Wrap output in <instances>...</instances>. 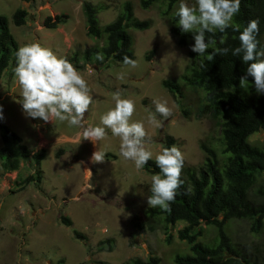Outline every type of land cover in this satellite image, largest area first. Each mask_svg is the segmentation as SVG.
I'll use <instances>...</instances> for the list:
<instances>
[{"label":"rangeland","instance_id":"rangeland-1","mask_svg":"<svg viewBox=\"0 0 264 264\" xmlns=\"http://www.w3.org/2000/svg\"><path fill=\"white\" fill-rule=\"evenodd\" d=\"M125 1L131 4L137 20L149 22L146 30H128L137 67L113 60L103 66L78 62L76 69L87 81L93 97V104L85 113L86 126L103 127L101 116L115 107L113 94L119 91L121 98L135 102L130 123H144L145 148L153 153L152 159L163 151L164 137L169 136L171 146L176 145L182 152L184 165L197 168L203 160L200 143L215 145L218 129L207 117L197 116L200 92L180 84L179 103L187 110L183 116L174 97L160 86L163 80H178L187 66L193 43L183 47L175 43L168 33V19L159 15L157 5L141 10L138 0H0V15L7 19L17 50L39 42L58 57L69 60L73 52L97 44L85 36L82 3L102 6L96 17L98 26L103 27L115 18ZM180 2L173 11L178 10ZM183 2L197 7L196 0ZM17 9L26 13L19 27L10 20ZM56 16L61 23L54 29L43 26L47 17L53 22ZM15 67L16 59L0 78V124L14 132L30 152L43 149L45 156L36 182L22 185L23 179L34 177L35 169L28 162L21 163L15 172L0 168V264H122L134 258L144 261L149 256L157 257L159 264H173L174 255L187 254V246L176 234L184 223L176 222L163 233L158 224L143 218L153 175L137 170L132 161L120 155L119 138L105 129L106 138L93 145L83 140L79 127H70L57 119L45 123L26 117L20 104L22 95ZM120 73H124L123 79L118 78ZM243 89L247 91L248 86ZM248 95L264 97L256 90ZM154 101L166 102L172 115L164 119L156 113ZM153 114L161 126L148 123ZM248 141L264 151V130L252 134ZM98 150L105 153L104 163L91 162L92 153ZM86 169L92 172L90 179ZM86 183L93 187L85 190ZM250 195L256 204L264 205V171ZM61 218L70 225L62 224ZM73 232L84 238L74 239ZM224 232L233 244L254 254L256 247L261 250L264 220L257 233L251 230V221L234 219L225 222ZM192 233H198L197 241L203 244L212 242L217 235L213 226L203 224L193 228Z\"/></svg>","mask_w":264,"mask_h":264},{"label":"trees","instance_id":"trees-1","mask_svg":"<svg viewBox=\"0 0 264 264\" xmlns=\"http://www.w3.org/2000/svg\"><path fill=\"white\" fill-rule=\"evenodd\" d=\"M179 1L138 0V7L149 10L157 5L159 15L168 19L169 35L178 46L183 47L189 43L194 44L192 35L195 30L192 33H182L178 27L179 18L173 8ZM101 7L88 2L81 5L85 36L95 40L97 44L81 52H73L69 61L76 68L79 61L103 66L113 60L124 65L122 58L125 55L134 59L132 38L128 30L143 31L149 27L148 21H139L133 16L131 4L127 1L120 5V11L111 22L99 27L96 16ZM25 16V11L15 10L10 18L12 25H23ZM253 19L259 20L258 47H263L264 0H241L240 11L233 17L231 27L224 33L218 30L206 33V42H211L205 54L198 55L189 51L187 66L178 80L160 82L162 89L174 97L183 116L187 115V110L179 103L180 84L200 92L202 100L197 116L207 117L218 129L215 145L205 142L199 145L203 153L201 164L197 168L183 166V184L171 203V211L165 212L159 207L149 206L143 210L146 222L158 224L163 233L176 222L185 224L176 234L178 240L184 241L188 253L174 255L173 264H264V239L260 244L261 250L256 247L254 254L247 253L245 248L233 244L224 232L225 222L234 219L251 221V230L257 233L264 220V205L256 204L250 195L257 177L264 171V151L248 141L252 134L264 130V97L254 98L248 95V92L255 90L251 77H248L247 91L240 86L239 78L245 75L248 65L242 61V56H233L231 53V49L240 46V32ZM59 23V16L53 22L47 17L43 26L54 29ZM220 48H229L230 51L227 55H218L216 51ZM16 52L17 45L8 31L7 19L0 15V78L9 63L15 62ZM97 53L104 55L103 62L96 60ZM171 144V137L165 136L162 149ZM44 156L43 149L30 152L14 132L0 124L2 171L15 172L21 163L28 162L35 169L34 177H26L22 185L36 182L40 178L39 165ZM141 170L148 175L161 174L155 159H151ZM150 195L149 189L148 196ZM60 220L65 226L70 225L68 220ZM200 224L216 229L217 235L212 242L203 244L197 241L198 233H192V229ZM73 238L78 240L84 237L73 232ZM122 264H159V259L155 256H149L144 261L134 258Z\"/></svg>","mask_w":264,"mask_h":264},{"label":"clouds","instance_id":"clouds-1","mask_svg":"<svg viewBox=\"0 0 264 264\" xmlns=\"http://www.w3.org/2000/svg\"><path fill=\"white\" fill-rule=\"evenodd\" d=\"M197 7H190L181 0L176 16L178 27L182 33H192L194 44L191 51L204 55L208 50L206 33L218 30L224 33L231 27L233 17L239 13L241 0H196ZM198 12V14H197ZM239 31V29H236ZM259 20L253 19L240 32V46L231 49L233 56H242L246 63L245 75L239 78L240 86L248 83V77L254 82L257 94H264V47H258ZM221 43H224L221 40ZM229 48L217 49L216 54L227 55ZM123 64L132 68L137 67V61L125 55ZM96 60L103 62L104 55L96 54ZM14 75L21 89L23 112L26 117L40 119L45 123L57 119L67 122L70 127L82 129V137L93 145L106 138L105 129H110L113 137L120 140V155L132 161L140 170L152 159L153 153L145 148L147 132L143 122H131L135 112V102L121 98L119 91L113 94L115 107L101 116V126H86L85 113L93 104L90 88L76 67L66 58L58 57L50 48L42 47L39 42L20 47L16 52V67ZM124 78V73L118 75ZM155 112L164 119L172 115V109L166 102L154 101ZM3 107L0 105V119H3ZM148 123L161 126L155 115L148 118ZM92 163H104L105 153L94 151L90 157ZM83 163V162H81ZM156 166L160 173L151 178V195L147 197L149 207H159L162 211L170 212L177 190L182 186L181 173L184 166V156L180 149L173 145L166 147L155 157ZM92 177L90 169L85 170ZM93 185L86 183L85 190Z\"/></svg>","mask_w":264,"mask_h":264}]
</instances>
